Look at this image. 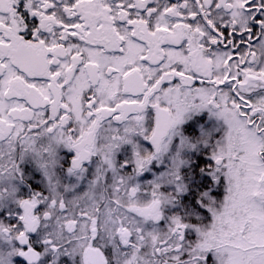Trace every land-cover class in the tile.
<instances>
[{
	"label": "snow or ice",
	"instance_id": "obj_1",
	"mask_svg": "<svg viewBox=\"0 0 264 264\" xmlns=\"http://www.w3.org/2000/svg\"><path fill=\"white\" fill-rule=\"evenodd\" d=\"M0 264H264V0H0Z\"/></svg>",
	"mask_w": 264,
	"mask_h": 264
}]
</instances>
